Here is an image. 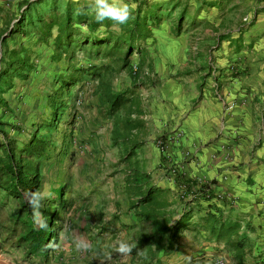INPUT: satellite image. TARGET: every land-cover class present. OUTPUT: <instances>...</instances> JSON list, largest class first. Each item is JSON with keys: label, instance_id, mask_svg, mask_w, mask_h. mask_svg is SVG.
<instances>
[{"label": "rangeland", "instance_id": "1", "mask_svg": "<svg viewBox=\"0 0 264 264\" xmlns=\"http://www.w3.org/2000/svg\"><path fill=\"white\" fill-rule=\"evenodd\" d=\"M26 1L37 0H0V56L9 57L14 49L20 56L28 54L34 65L26 76L9 71L12 82L2 83L5 92L1 96L6 104H0V131L12 138L16 147H21L32 134L49 138L46 155L40 159L43 183L38 192L45 197L40 209L49 208L48 201L56 198L60 187L67 204L59 211L53 248L43 255L29 254L10 231V214L18 208V201L5 199L0 190V264H131L132 253L124 257L113 251L112 246L117 240L133 244L140 224H133L132 210L127 207L124 191L127 164L122 161L119 147L111 141L114 116L107 114L99 82L109 83L114 92L131 89L135 95L141 93L147 104L152 87L156 92L164 86L163 90L171 97H177L180 84L183 89L179 94L189 92L196 72L206 71L202 79L210 82L221 95L218 98L215 92L216 97L222 100L217 63L208 59L230 33L233 19L247 25L253 16L238 15L242 0H121L128 5L129 12L136 13L138 9L141 14L147 10L155 12L153 19L148 20L152 34L141 42L142 53L133 50L122 64L119 50L109 54L101 48L96 54L89 45L83 48L73 45L70 53L56 50L52 44L57 33L55 27L48 45L39 39L35 27L26 35L18 33L13 38L9 28L27 8ZM57 1L63 9L67 0ZM69 1L90 5V0ZM41 6L33 8L40 13L49 10L48 5ZM34 14L32 9L31 16ZM113 28L118 29L116 24ZM4 66V61H0V68ZM131 66L140 68L135 83ZM76 68L87 72L79 73L81 80L63 90L60 99L67 103L59 115H53L49 99L55 100L58 80ZM93 71L95 75L89 73ZM51 119L52 125L47 126ZM162 137L165 136H156L157 141ZM175 174L171 165L162 175L173 181ZM169 195L178 200L175 194ZM77 239L85 240L89 248L77 250ZM188 241L199 245L204 239L191 237ZM216 259L214 255L201 254L190 264H215Z\"/></svg>", "mask_w": 264, "mask_h": 264}, {"label": "crops", "instance_id": "2", "mask_svg": "<svg viewBox=\"0 0 264 264\" xmlns=\"http://www.w3.org/2000/svg\"><path fill=\"white\" fill-rule=\"evenodd\" d=\"M237 11L253 19L247 25L233 19L230 33L208 59L217 63L222 100L202 79L206 71L196 72L189 92L179 94L180 84L177 97L164 86L156 92L151 88L147 104L141 93L136 94L144 113L142 128L134 131L138 142L134 158L149 174L151 185L177 196V201L170 199L171 223L182 214L184 202L195 201L191 223L181 229L170 251L157 249L152 256L133 248L131 264H190L201 254L239 264L233 250L198 224L210 205L221 215L240 220L249 244L244 263L264 264V0H242ZM159 135L165 136L166 152L157 143ZM171 165L173 181L162 175ZM201 188L207 197L200 195ZM124 191L129 208L125 183ZM132 215L133 224H138L133 210ZM140 234L141 229L136 236ZM191 237L204 242L192 245Z\"/></svg>", "mask_w": 264, "mask_h": 264}, {"label": "trees", "instance_id": "3", "mask_svg": "<svg viewBox=\"0 0 264 264\" xmlns=\"http://www.w3.org/2000/svg\"><path fill=\"white\" fill-rule=\"evenodd\" d=\"M48 5L46 13L37 12L33 7ZM27 8L20 13L17 21L10 26V36L16 37L18 33L26 35L31 27H35L39 39L48 45V39L52 36V29H57L52 44L56 50L70 53L72 46L83 48L89 45L96 54L101 48L105 53L121 51L122 64H125L133 50L142 53L141 42L151 36L148 28V20L155 16L154 11H146L141 14L129 12L126 23L118 25L113 21L105 20L97 23L92 8L81 2L66 1L63 9H60L57 0H37L29 3ZM32 9L34 17H32ZM134 14V16H133ZM117 25L118 29L113 28ZM28 25V28H26ZM36 25V26H35ZM6 39L2 40L5 42ZM22 50L24 47L22 46ZM9 57L0 56L4 61V67L0 68V104L6 102L1 96L5 92L2 83L12 82V72L15 75H28L34 65L28 54L20 56L19 52L12 49ZM26 53V52H25ZM143 60V59H141ZM134 83L139 79L140 68L130 67ZM87 69L76 68L69 71L60 80L55 91V100L50 97L53 106V115H59L67 102L60 99L63 90H69L81 80V72ZM95 75L96 72H89ZM98 73V72H97ZM8 76V78H7ZM7 80H3L6 79ZM102 98L106 103L107 114L114 116V126L111 130V141L118 146L122 161L126 162L127 174L124 178L126 192L130 196L129 208L133 210L141 234L135 242V251L145 249L154 256L157 249L170 251L181 229L190 225L193 213V198L184 202L182 214L171 223L172 201L169 193L149 183V174L142 168L138 159L134 158L133 150L138 142L134 139V131L142 128L141 115L144 113L141 98L135 95L131 89L114 92L109 83L99 82ZM9 86V85H7ZM121 114V115H120ZM47 126L53 121L49 120ZM2 123V122H0ZM43 127V125L41 126ZM3 141L0 142V190L5 199L12 198L18 201V208L12 210L10 231L16 237V242L26 249L29 254L43 255L57 241L55 231L56 221L60 219L59 211L67 204L63 198L62 187L56 191V198L48 201V209H40L37 214L27 203V195L38 192L42 188L43 173L40 170V159L46 155L50 143L49 138L42 134H32L21 147H16L14 141L4 131ZM200 195L206 194L201 188ZM37 218L40 219L38 224ZM198 224L208 232L209 236L217 242L224 243L234 251L237 263H244V256L249 246L239 219L223 216L216 206H209L205 216ZM1 247V242H0Z\"/></svg>", "mask_w": 264, "mask_h": 264}, {"label": "clouds", "instance_id": "4", "mask_svg": "<svg viewBox=\"0 0 264 264\" xmlns=\"http://www.w3.org/2000/svg\"><path fill=\"white\" fill-rule=\"evenodd\" d=\"M89 6L94 12V18L97 23L109 20L122 25L129 19V7L127 4L122 3L121 0H90ZM44 198L42 193L33 192L27 195V203L34 211L38 212L41 207V201ZM75 247L77 250H87L89 244L83 239H77ZM112 247L113 251L126 257L131 254L135 245L128 241L117 240Z\"/></svg>", "mask_w": 264, "mask_h": 264}, {"label": "built area", "instance_id": "5", "mask_svg": "<svg viewBox=\"0 0 264 264\" xmlns=\"http://www.w3.org/2000/svg\"><path fill=\"white\" fill-rule=\"evenodd\" d=\"M215 88H217V86ZM215 92H216L217 97L221 98V95L217 91H215ZM227 108H231V105L227 106ZM157 143L161 147V152H166L164 140H162V139L158 140ZM215 264H224V263H223L222 259H218V260H216Z\"/></svg>", "mask_w": 264, "mask_h": 264}]
</instances>
